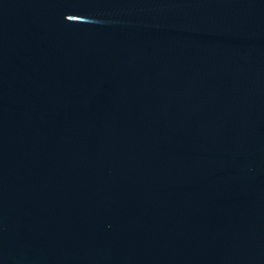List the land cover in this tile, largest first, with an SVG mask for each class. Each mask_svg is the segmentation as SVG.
I'll use <instances>...</instances> for the list:
<instances>
[{
  "label": "water",
  "instance_id": "water-1",
  "mask_svg": "<svg viewBox=\"0 0 264 264\" xmlns=\"http://www.w3.org/2000/svg\"><path fill=\"white\" fill-rule=\"evenodd\" d=\"M0 264H264V0H0Z\"/></svg>",
  "mask_w": 264,
  "mask_h": 264
}]
</instances>
